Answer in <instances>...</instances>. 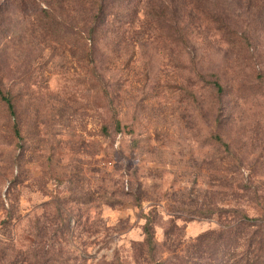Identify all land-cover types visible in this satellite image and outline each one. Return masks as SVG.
<instances>
[{
  "label": "rangeland",
  "instance_id": "obj_1",
  "mask_svg": "<svg viewBox=\"0 0 264 264\" xmlns=\"http://www.w3.org/2000/svg\"><path fill=\"white\" fill-rule=\"evenodd\" d=\"M0 92V264H264V0H0Z\"/></svg>",
  "mask_w": 264,
  "mask_h": 264
},
{
  "label": "trees",
  "instance_id": "obj_2",
  "mask_svg": "<svg viewBox=\"0 0 264 264\" xmlns=\"http://www.w3.org/2000/svg\"><path fill=\"white\" fill-rule=\"evenodd\" d=\"M100 13H101V15H103V10L102 9L100 10ZM0 99L5 103V105L7 107V110L9 112L10 116H14L13 105H12L10 99L7 96L3 95L1 92H0ZM15 132L18 133L16 128H15ZM217 140L220 141L219 138ZM258 259H259V256H257L255 254V260H256V262H258L257 261ZM245 264H248V263L246 262Z\"/></svg>",
  "mask_w": 264,
  "mask_h": 264
}]
</instances>
